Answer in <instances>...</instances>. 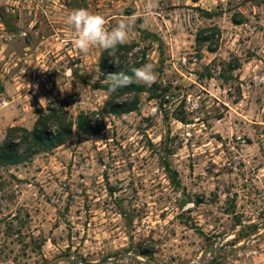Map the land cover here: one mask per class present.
<instances>
[{
    "label": "rangeland",
    "instance_id": "374dc122",
    "mask_svg": "<svg viewBox=\"0 0 264 264\" xmlns=\"http://www.w3.org/2000/svg\"><path fill=\"white\" fill-rule=\"evenodd\" d=\"M78 8L132 18L154 94L0 166V264H264V0H0V144L52 102L76 120L107 100Z\"/></svg>",
    "mask_w": 264,
    "mask_h": 264
},
{
    "label": "trees",
    "instance_id": "16d2710c",
    "mask_svg": "<svg viewBox=\"0 0 264 264\" xmlns=\"http://www.w3.org/2000/svg\"><path fill=\"white\" fill-rule=\"evenodd\" d=\"M129 53L133 56L130 63L126 61ZM146 63L147 53L141 50L138 43L119 45L114 51L104 50L99 60L103 80H107L102 88L109 94L104 105L98 110L81 112L76 120L66 110L69 103L52 102L45 109H38L32 130L23 127H11L7 130L6 137L0 144V166L19 164L38 153L48 152L64 144L74 126L92 136L105 129L106 116L137 111L140 106L139 94L152 95L153 87L133 83L111 92L107 77L122 71L131 75L133 67L138 68Z\"/></svg>",
    "mask_w": 264,
    "mask_h": 264
},
{
    "label": "clouds",
    "instance_id": "9594fccd",
    "mask_svg": "<svg viewBox=\"0 0 264 264\" xmlns=\"http://www.w3.org/2000/svg\"><path fill=\"white\" fill-rule=\"evenodd\" d=\"M132 18L120 20L110 30L106 28L105 17L99 13L89 12L86 9H73L67 17V23L72 26L71 40L76 49L87 53L93 46L105 50H115L119 45H124L129 38V27ZM109 90L115 92L133 83L152 84L157 80L151 63L141 67H133L131 75L124 71L118 74H109Z\"/></svg>",
    "mask_w": 264,
    "mask_h": 264
},
{
    "label": "water",
    "instance_id": "95a60500",
    "mask_svg": "<svg viewBox=\"0 0 264 264\" xmlns=\"http://www.w3.org/2000/svg\"><path fill=\"white\" fill-rule=\"evenodd\" d=\"M225 249H219V248H208L204 251L201 259H200V262L203 260V257L208 253V251H213V252H222L224 251ZM126 258H129V259H132L133 258V255H125L119 259H106L104 261H102L101 263H98V264H109V263H114V262H118V261H122L123 259H126ZM59 261H69L70 263L72 264H86V263H83L82 261L78 260V259H75L73 258L72 256L66 254V255H62L60 257H56L54 258L53 260H51L50 262H48L47 264H55Z\"/></svg>",
    "mask_w": 264,
    "mask_h": 264
}]
</instances>
